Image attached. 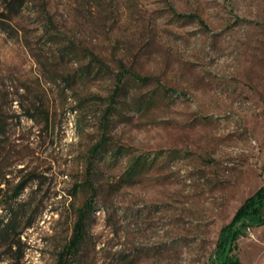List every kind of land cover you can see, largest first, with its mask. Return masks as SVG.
<instances>
[{
	"label": "rangeland",
	"instance_id": "rangeland-1",
	"mask_svg": "<svg viewBox=\"0 0 264 264\" xmlns=\"http://www.w3.org/2000/svg\"><path fill=\"white\" fill-rule=\"evenodd\" d=\"M0 123V264H264V0H0Z\"/></svg>",
	"mask_w": 264,
	"mask_h": 264
},
{
	"label": "trees",
	"instance_id": "trees-1",
	"mask_svg": "<svg viewBox=\"0 0 264 264\" xmlns=\"http://www.w3.org/2000/svg\"><path fill=\"white\" fill-rule=\"evenodd\" d=\"M138 77V75H134ZM119 88L116 87V92ZM3 125L0 123V132L3 131ZM99 143L92 146V150H96ZM31 178V177H28ZM29 179L17 181L10 189L9 198L13 199L23 190ZM93 210V205L86 202L79 210L77 219L73 226V234L70 237L67 247H75L84 237L86 222L85 219ZM12 209H6L5 213L0 216V233H6L16 227L13 221ZM15 213V212H13ZM4 218L6 220L4 221ZM264 223V183H262L252 194L247 196L243 202L237 207L231 221L223 227L221 236L218 239L217 250L219 253V261L224 262L225 256L231 250V244L237 237L242 227L247 225H257ZM61 259V257H60ZM60 260L58 261V263Z\"/></svg>",
	"mask_w": 264,
	"mask_h": 264
}]
</instances>
